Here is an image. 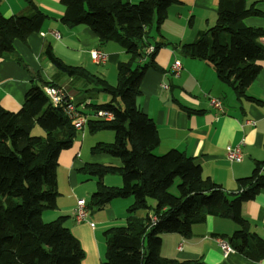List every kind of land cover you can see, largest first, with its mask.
I'll return each mask as SVG.
<instances>
[{
	"label": "trees",
	"instance_id": "1",
	"mask_svg": "<svg viewBox=\"0 0 264 264\" xmlns=\"http://www.w3.org/2000/svg\"><path fill=\"white\" fill-rule=\"evenodd\" d=\"M23 1L32 11L29 18L0 15L1 59L13 51L14 40L24 41L31 33L39 32L47 18L31 0ZM177 3L178 0H140L134 4L122 0H60L63 24L88 27L100 44L114 42L129 54L127 62L116 66L114 86L82 68L64 64L52 54L50 46L43 51L57 70L96 83L109 97L107 103L90 107L112 113L113 119L88 120L87 128L90 132H113L112 143L97 144L92 152L118 158L121 167L86 165L81 170L97 179L86 209L97 211L114 199L129 197L133 203L127 208L125 226L103 233L102 264H180L160 256L161 235L177 233L188 238L192 225L203 223L208 216L229 219L237 226L228 237L234 251L254 261L264 260V241L249 232V224L241 215L242 205L264 190V161H255L251 174L236 181V192L226 193L203 176L194 159L176 150L154 154L159 146L157 130L137 105L139 85L145 72L154 66L153 57L159 49L150 33L161 37L160 26L167 18V9ZM216 3L214 25L179 50L190 58L208 62L216 78L229 86L238 99L256 103L246 96V90L259 73L258 61L264 60V48L257 43L264 30L246 27L242 21L259 12L253 5L246 7L244 0ZM149 46L154 51L145 58ZM44 86L58 85L43 82L35 74L17 112L0 106V264H81L84 258L79 240L63 226L65 218L49 223L41 220L44 211L55 207L57 157L72 146L76 137L61 109L50 106ZM35 126L42 131L40 138L31 137ZM114 174L121 177V186H105L103 177ZM176 179L177 195H172L169 189ZM147 199L156 202L154 218L147 214L136 218V211L149 209Z\"/></svg>",
	"mask_w": 264,
	"mask_h": 264
},
{
	"label": "crops",
	"instance_id": "2",
	"mask_svg": "<svg viewBox=\"0 0 264 264\" xmlns=\"http://www.w3.org/2000/svg\"><path fill=\"white\" fill-rule=\"evenodd\" d=\"M31 1L47 18L39 32L31 33L24 41L14 40L13 51L0 58L1 108L17 112L37 74L43 82L61 87L87 121L102 120L90 107L109 101V97L101 93L100 86L86 78L60 72L43 56V51L50 46L52 54L64 64L82 68L110 86L116 84V66L127 62L129 54L114 42L100 44L88 27L63 24L60 21L63 15L60 0ZM122 1L134 4L140 0ZM244 1L246 7L253 5L259 15L247 16L243 25L264 30V0ZM216 13V0H178L167 9V18L160 26L161 37L153 31L150 33L151 41L158 43L159 49L153 57L154 66L145 72L139 85L137 105L152 119L157 130L159 146L154 154L179 151L199 164L203 176L226 193H235L236 181L251 174L255 161H264V60L258 61L259 73L246 90V96L256 100L255 103L246 98L238 99L229 86L216 78L208 62L181 53L179 48L182 45L192 42L201 31L214 25ZM0 15L27 19L32 11L23 0H0ZM257 43L264 48V36L259 37ZM93 50L106 55L104 64L91 60ZM148 56L145 54V58ZM175 61L181 68L177 76L171 71ZM210 98L221 100L222 112L211 107ZM87 121L81 132L73 129L76 137L72 146L57 157L55 207L44 211L41 220L49 223L65 218L63 226L79 240L84 251L81 264H102L105 252L103 233L125 226L127 208L133 199H114L97 211L87 208L86 220L75 222L76 200L84 199L87 204L97 182L95 177L81 170L86 165L121 167L118 158L88 152V148L96 144L112 143L114 134H88L84 130ZM36 128L32 129L31 137L40 138L42 131ZM241 141V161L228 162L226 146ZM114 175L104 176L102 183L108 187L121 186V177ZM153 205L149 204L146 213L139 210L134 216L143 218L147 214L153 219ZM241 215L249 224V232L264 241V190L254 200L242 205ZM236 230L237 226L231 220L208 216L203 223L192 225L188 238L177 233L162 234L159 253L162 258L180 264H264V260L254 261L234 251L228 237ZM217 239L226 241L233 251L224 255Z\"/></svg>",
	"mask_w": 264,
	"mask_h": 264
},
{
	"label": "built area",
	"instance_id": "3",
	"mask_svg": "<svg viewBox=\"0 0 264 264\" xmlns=\"http://www.w3.org/2000/svg\"><path fill=\"white\" fill-rule=\"evenodd\" d=\"M57 38V34H55ZM154 48L148 47L145 51L146 56L152 54ZM91 60L96 64H104L106 61V55L100 51L93 50L90 52ZM180 64L178 61H175L171 67L172 74L177 76L180 71ZM163 88L167 89V86L163 85ZM43 92L50 104V106L54 109L60 108L62 114L69 121L70 125L76 132H81L86 124L87 117L83 115V113L76 107L75 103L69 98L63 89L59 86H44ZM209 104L213 109L217 112L223 111L222 102L216 98H210ZM96 115L105 121H110L113 119L112 113L108 111H97ZM242 141L233 146H226L225 148V158L230 163H238L242 159L241 145ZM87 217V209L86 202L84 199H77L74 211V220L76 223H82L86 220ZM218 245L223 251L224 255L231 253L233 250L229 246V244L222 240L217 239ZM180 249V245L178 246Z\"/></svg>",
	"mask_w": 264,
	"mask_h": 264
},
{
	"label": "rangeland",
	"instance_id": "4",
	"mask_svg": "<svg viewBox=\"0 0 264 264\" xmlns=\"http://www.w3.org/2000/svg\"><path fill=\"white\" fill-rule=\"evenodd\" d=\"M35 127H37V126H35ZM36 129H38V127H37ZM84 130H86V132H87L88 134H91V135H92V133H97V134H107V133H112V134H113V132H112L111 130H108V129L99 130V131H94V132H90V131H88L87 128H85ZM84 132H85V131H84ZM89 137H90V136H87V138H89ZM96 145H97V144H96ZM96 145H95V146H96ZM95 146H92V147H89V148H88V152H89L91 155L104 154V153H100V152H92L93 149L95 148ZM114 176H119V175H114ZM116 178H117V177H116ZM119 178H120V176H119ZM178 183H179V180L176 179L175 182H174V184H173V186L169 189V192H170L172 195H177L176 186L178 185ZM147 202H149V204H154L152 207H154V206L156 205V202H155L153 199H147ZM149 204H148V206H149ZM142 212H143L142 214L146 213V212H144V210H142Z\"/></svg>",
	"mask_w": 264,
	"mask_h": 264
}]
</instances>
